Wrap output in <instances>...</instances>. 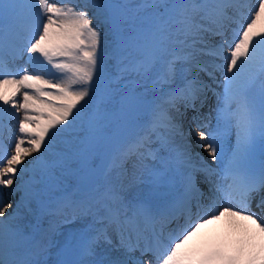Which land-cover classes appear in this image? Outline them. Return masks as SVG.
<instances>
[{"label":"snow or ice","instance_id":"obj_1","mask_svg":"<svg viewBox=\"0 0 264 264\" xmlns=\"http://www.w3.org/2000/svg\"><path fill=\"white\" fill-rule=\"evenodd\" d=\"M218 75L224 91L216 127L192 117L208 128L199 132L201 147L217 166L186 149L161 159L163 149L150 142L159 135L157 143L171 146L178 127L171 111L182 103L197 112L209 92L217 95ZM133 76L151 79L163 97L153 101L142 134L115 154L114 179L94 200L74 198L78 208L96 209L101 227L80 259L57 264H264V153L258 163L254 155L258 138L264 145V0H0V186H12L18 172L23 183L29 169L21 165L33 153H41L31 161L37 175L72 169L83 182L96 166L98 140L113 134L110 122L142 119L146 98L111 82ZM232 128L234 145L226 140ZM70 135L76 142L68 156L52 164L47 154ZM144 174L148 192L129 199L125 184ZM24 190L29 203L39 196L35 185ZM7 210L0 198V217ZM101 241L122 254L95 259ZM47 244L0 220V264H48L28 255Z\"/></svg>","mask_w":264,"mask_h":264},{"label":"bare ground","instance_id":"obj_2","mask_svg":"<svg viewBox=\"0 0 264 264\" xmlns=\"http://www.w3.org/2000/svg\"><path fill=\"white\" fill-rule=\"evenodd\" d=\"M254 3H255V2H254ZM105 45H107V44H105ZM110 51H111V49L109 48V49H108V52H110ZM23 61L25 62L26 60L23 59ZM117 83H118V88H120L119 80L117 81ZM76 130H78V129H76ZM42 152H43V151H42ZM64 152H66V150H64ZM64 152L62 151V154H63ZM36 155H37V154H36ZM40 155H41V154H40ZM47 156L49 157V160H50L51 163H52V161H53V162H57V161H54V159H56V158H55V153H54L53 150H51V152H49V153L47 154ZM62 163H63V161L60 162V164H62ZM60 164H59V165H60ZM33 167H38V166H32V169H33ZM129 172H131V171H129ZM1 189H2V188H1ZM10 193H11L10 188L4 189V190H3V189L0 190V196H1L2 199L4 200L6 206H9V202H10V200L12 199ZM72 234H75V232L72 231V229H70V230H65V232H64L62 235L58 236V237H55V235L52 234V238H51V239H52V241L54 242V251H51V256H50V258H51V260H52L53 263L56 262L57 255H59V254L62 252V250H61L62 245H63L65 242H67L69 245H71L72 242H74V238H73ZM64 239H65V240H64ZM70 256L73 257V253H72V252L70 253Z\"/></svg>","mask_w":264,"mask_h":264},{"label":"rangeland","instance_id":"obj_3","mask_svg":"<svg viewBox=\"0 0 264 264\" xmlns=\"http://www.w3.org/2000/svg\"><path fill=\"white\" fill-rule=\"evenodd\" d=\"M113 71H115L114 70V68H113ZM154 74V73H153ZM133 78H134V81L133 82H131V86H133V89H135L136 91H137V93L139 92V91H142V90H144L145 89V92L146 93H143V94H145V95H148V93H149V91L150 92H152L151 90H150V88H151V85H150V83L148 82V78H144V79H137L136 77H134L133 76ZM132 89V90H133ZM111 122H115V119H113ZM122 126H123V129L125 130V132H126V130H129V126H126V128H125V124H126V122L125 123H123L122 124V121H120L119 122ZM125 134V133H124ZM123 137V136H122ZM125 138V137H124ZM74 142H76V137L75 138H71L70 140H69V143H71V145H73V143ZM102 142H104V140L102 141ZM108 142V141H107ZM107 142H105V143H107ZM114 144H116V142L115 141H113V145ZM101 140L99 139L98 140V142H97V146H98V148L100 149V147H101ZM34 154H36V153H34ZM77 155L79 156V155H81L80 153H77ZM93 156H94V153H93ZM92 156V157H93ZM67 156H65V157H62V161L64 162V160H65V158H66ZM55 158H57V156L55 157ZM61 160V159H60ZM90 161V160H89ZM131 162V161H130ZM129 162V164H128V166L127 167H132V162L130 163ZM131 171H132V169H131ZM63 174L64 175H68L69 173H67V172H63ZM69 175H71V174H69ZM72 176V175H71ZM142 184H144V183H142ZM145 185V184H144ZM133 187H135V190L134 191H136V190H138L139 188L136 186V183L134 184V185H131V189L133 190ZM148 186L146 185V188H147ZM141 188V187H140ZM146 188H144V189H146ZM144 189H142V190H144Z\"/></svg>","mask_w":264,"mask_h":264}]
</instances>
